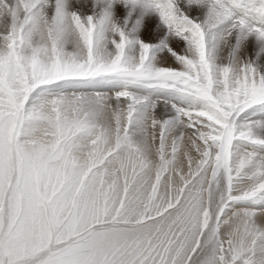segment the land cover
Segmentation results:
<instances>
[{
  "label": "snow or ice",
  "instance_id": "snow-or-ice-1",
  "mask_svg": "<svg viewBox=\"0 0 264 264\" xmlns=\"http://www.w3.org/2000/svg\"><path fill=\"white\" fill-rule=\"evenodd\" d=\"M0 264H264V0H0Z\"/></svg>",
  "mask_w": 264,
  "mask_h": 264
}]
</instances>
